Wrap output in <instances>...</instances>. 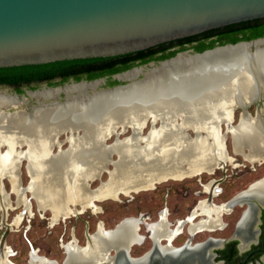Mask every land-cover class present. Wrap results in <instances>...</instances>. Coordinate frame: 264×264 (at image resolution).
Listing matches in <instances>:
<instances>
[{"label": "bare ground", "instance_id": "1", "mask_svg": "<svg viewBox=\"0 0 264 264\" xmlns=\"http://www.w3.org/2000/svg\"><path fill=\"white\" fill-rule=\"evenodd\" d=\"M258 45L253 55L248 44L217 49L199 57L179 55L158 69L149 70L141 83L112 95H89L87 91H97L100 81L39 90L33 95L47 100L64 91L68 100L65 104L40 103L33 113L22 109L14 113L2 111L3 107L20 106L23 100L11 94H0V147H7L0 151V178L10 179L18 194V203L23 200L30 209L24 188L20 186V163L21 159H26L31 176L29 189L41 207L52 210L51 223L55 225L88 208L100 212L96 201L120 200L121 195L154 189L164 181L214 173L221 164L233 162L225 149L226 136L217 127L220 124L227 126L237 153L244 154L251 162L263 161L264 125L261 120L244 112L236 126L229 123L234 119L233 109H242L258 93L257 83L261 81L258 71L249 70L244 63L250 56L264 74V48ZM140 73L142 68H135L121 78L134 80ZM152 118L161 120L162 124L158 128L150 126L146 134L147 120ZM79 129L80 134H76ZM129 129L132 130L130 136L116 137ZM64 131L75 133L61 141L58 135L66 133ZM113 136L116 137L114 141L108 143ZM65 142L69 144L66 149L52 151ZM17 144L27 145V148L14 149ZM112 154L117 159L111 160ZM108 164L114 165L111 179L91 188L87 181L100 177ZM0 185L2 188L3 184ZM253 186L249 192L264 199V180ZM2 189L9 205L7 192ZM215 189L210 191L215 193ZM234 202L235 199L214 209L201 202L189 221L197 212L207 214L208 218L198 223L192 221L190 231L216 225ZM77 204L81 205V210L72 207ZM165 216L163 214L160 221L150 225L153 234H172L166 227ZM21 220L20 214L15 223ZM141 223L140 218H126L114 231L100 223L98 231L88 233L86 245H80L77 238L65 244L69 252L66 263L108 261L109 244L132 243L140 237L137 238V232ZM6 250L9 256L12 251L9 247ZM0 264L14 263L0 256ZM31 264L53 263L33 253Z\"/></svg>", "mask_w": 264, "mask_h": 264}, {"label": "water", "instance_id": "2", "mask_svg": "<svg viewBox=\"0 0 264 264\" xmlns=\"http://www.w3.org/2000/svg\"><path fill=\"white\" fill-rule=\"evenodd\" d=\"M259 18H264V0H0V67L117 56ZM241 44H248L250 53L253 55L257 51V44L259 48H264V37L227 43L202 52H193L192 49L180 51L173 57L157 62L158 65L149 70L158 69L163 63L179 55L199 57L217 49H228ZM244 61L245 67L249 70L258 71L261 81L257 83L256 98L251 99L243 107L244 109L242 108V114L247 112L251 116L249 107L254 103H259L261 110L255 117L259 118L264 125V74L250 56ZM153 63L155 62H150L149 65ZM135 68L137 66L118 74H124ZM138 68H142V73H144L142 78L138 75L134 80L128 79L130 80L128 83L97 89L92 94L89 90L87 92L89 95L96 96L105 95L103 93L112 95L118 90H127L134 83L139 84L146 79V73L149 70L143 71V65ZM95 81L99 80H82L74 84ZM67 100L68 94L66 93V100L54 101V103L65 104ZM236 110L232 111L233 118ZM234 119H230L231 126H236L241 121L240 119L237 124H232ZM178 120L175 121L179 122ZM148 121L151 122V129L158 128L162 124L161 120L155 121L153 118ZM158 122L160 124L156 125ZM217 127L222 131L221 124ZM67 131L64 132L68 133ZM227 131L224 133L226 137ZM74 133L75 131H69L66 138ZM76 134H80V129L76 130ZM195 134L197 135L198 132ZM120 136L119 133L116 137ZM60 150H62L61 145L58 151ZM112 169L107 168L106 171L110 176L105 181L101 180L99 186L111 179ZM220 182V179L215 180L211 189L219 186ZM30 183L31 181L23 187L24 193L30 190ZM87 183L91 184L88 181ZM0 184H3V177L0 178ZM2 188H0L1 222L6 229L0 239V256L2 259L9 260L6 247H8L7 237L12 230V224L7 222L9 206L4 199ZM209 194L207 203L213 204L214 193L210 191ZM121 223L110 231L116 230ZM131 245L130 241L120 246L110 243L106 251L116 249V251H127L128 253ZM107 260L97 262V264H114L113 258L108 257ZM66 262L67 260L62 264H67ZM76 264L92 263L79 261Z\"/></svg>", "mask_w": 264, "mask_h": 264}, {"label": "rangeland", "instance_id": "3", "mask_svg": "<svg viewBox=\"0 0 264 264\" xmlns=\"http://www.w3.org/2000/svg\"><path fill=\"white\" fill-rule=\"evenodd\" d=\"M158 63H153L152 65H143V71H148L150 68L157 66ZM139 66H137L138 68ZM125 74V73H124ZM144 73L139 74V78H142ZM123 74H117L114 76L115 79H120L122 84L128 83L130 80L122 79ZM100 81L98 87L107 88L103 84L105 78L98 79ZM74 82H66L64 84H55L47 86V84H42L40 86H35L33 88H27L28 92L22 91L18 92L14 87L8 86H0V94L6 93L11 94L13 96L19 97V100H23V104L18 107L11 108H2L1 110L5 112H16L19 109H22L26 112L33 111V109L39 105V103H49L59 100H66V93L61 91L59 95L55 98L43 99L41 97H37L33 95V93L51 88H65L68 85H72ZM91 90V89H89ZM93 91H89L92 93ZM32 94V95H31ZM261 108L257 106V103H254L249 111L252 115H256ZM242 109L237 108L234 114V124H237L242 114ZM158 122L156 125H159ZM151 126V122H148V128L145 129L144 133L147 132L149 127ZM222 130H226V125H222ZM189 133L194 134L191 130ZM69 133H63L58 136V139L65 140L66 136ZM131 134V130L129 129L126 133L121 134V138ZM228 133L226 139V148L228 150V154L233 156L235 160L232 162H228V165H225L223 168L218 169L214 174L204 172L201 174L204 182H209L213 178L217 177H227L226 181L221 184L223 188V192L221 195L215 196V202L222 203L230 200L235 195H238L242 192L243 189L247 187L250 181H247V178L255 177L258 171L261 169L264 170V164L262 166H256L259 168L258 171H251L252 173L247 172L249 168L252 167V162H249L244 156L240 153H237L234 149V144L232 137ZM115 139V136L108 139V143H112ZM69 146L68 142H65L61 145L62 148L66 149ZM0 151H5L6 146L3 145L0 147ZM19 148L24 150L27 148V145L18 144L14 146V149ZM58 147L55 146L53 151L57 152ZM117 159V156L112 154L111 160ZM27 160L23 159L20 165V180L21 187H25L31 180V176L27 170ZM250 165V166H249ZM107 168H114V165L108 164ZM227 168V169H226ZM244 171H246L244 174ZM109 173L105 170L101 177L96 180L90 181L91 187L94 189L99 186L101 180H107L109 178ZM199 176V175H198ZM182 180H169L164 181L162 183L157 184V187L154 189L141 191L139 193H134L132 196L121 195L120 200L116 199H107L104 201H96L101 208V211L95 213L91 208L86 209L84 212L71 216L66 219L60 220L57 224L52 225L51 218L53 217V212L50 208H43L39 205L37 197L33 195L31 190L27 191L25 194V198H28V203H30V210L24 208L27 203L23 200L21 203H18V194L13 188V184L8 177H3V188L7 192V198L9 199V208H8V219L7 222L12 224V230L7 237V246L10 248L12 253L9 255V259L13 261L15 264H29L30 259V251L33 248L40 249V254H44L49 258L56 259L60 263L65 258V247L69 241L72 240L74 236L79 239L81 245L87 244V231L94 233L98 230L99 223L103 221L106 225L107 229H113L116 227L118 223H120L123 219L131 216L138 217L141 213L146 212L152 213V215L157 218L158 212L160 209H163L164 206L168 205L172 214L171 218L182 217L189 214L191 207L195 204V199L193 196V190L198 188V183L196 181V176L187 177ZM253 182V181H252ZM171 185L173 190L170 191L169 197L165 196V186ZM186 190L189 192L186 193ZM25 204V205H24ZM77 207L81 210V205H72V207ZM245 206L243 205H235L234 212L230 214H226L225 221L230 222V228L217 230L212 234L217 237H227L230 235L231 230H233L237 221L240 219ZM27 210V211H26ZM23 212L22 220L19 223H15L18 215ZM2 219V211L0 210V239L2 234L4 233L6 227L1 222ZM51 225V226H50ZM231 229V230H230ZM234 231V230H233ZM145 233V230L142 228V231ZM210 233H202L200 234L202 238L207 237ZM74 237V238H76ZM73 238V239H74ZM150 242H145L141 246H134L133 251H146Z\"/></svg>", "mask_w": 264, "mask_h": 264}, {"label": "flooded vegetation", "instance_id": "4", "mask_svg": "<svg viewBox=\"0 0 264 264\" xmlns=\"http://www.w3.org/2000/svg\"><path fill=\"white\" fill-rule=\"evenodd\" d=\"M259 38H262V37H259ZM255 39H258V38H255ZM251 40H254V39H251ZM246 41H249V40H246ZM199 42L200 41L186 43L185 45L187 48L185 50L192 49L193 52H197L194 47H195V44H198ZM217 46H219V44ZM181 47L182 45L180 44H174L172 46H169L165 52L169 53ZM185 50H181V51H185ZM153 61L157 63L161 60L159 61L152 60L150 62H153ZM141 65H146V64H141ZM141 65H138V66H141ZM116 74H113L112 76L105 75V76L95 78L92 80H89L86 77L82 78L81 80H76L73 76H71L66 82L75 83V82H80L82 80L94 81L96 79L105 78V81L103 82V84H105L104 86L108 88V87H113V86L122 84V83L111 84V81L116 80L114 78ZM59 80H61V78L59 77L55 79V81H59ZM117 80L120 81V79H117ZM66 82H62V84ZM42 84H47V86H50L48 82H42L40 84H34V85L40 86ZM8 87H12V86H8ZM27 88H29V86H23L21 89H23L24 92H28ZM98 89H101V88L98 87ZM257 106L261 108L259 103H257ZM256 115L251 114L252 117H255ZM227 129H228L227 126H226L225 131L221 129L222 134H224L227 131ZM228 133L229 132L227 131V135ZM225 145H226V142H225ZM227 155L231 156L230 154H228V150H227ZM242 155L244 156L245 159H247L244 154ZM231 157L233 158V156ZM233 160L235 159L233 158ZM248 161L251 162L250 160ZM256 164L257 166H262L264 164V160L252 162L251 164L252 167L246 171L249 173H252L251 171H256V170L258 171L259 168L256 166ZM225 165H228V161L226 162ZM225 165L221 164L218 168L215 169V172L220 168L224 170L223 167ZM246 171H244V174H246L245 173ZM219 179L221 180V182L219 183V186H217L215 189L214 198H213L214 203L208 204L207 198L210 195L209 192H210L211 186L215 180H219ZM226 179L227 177L225 178L217 177V178L211 179L209 182L206 183L203 181V177H201V175L196 176L198 188L194 189L192 192L194 199L196 201L193 207H191L189 214L182 216V217L171 218L172 212L168 205L164 206L163 209L159 210L157 218H155L150 212L149 213L146 212L147 213L146 216H145V213H141L137 217V218H140V220L142 221V223L140 224L139 232H137V238L138 236L140 237L132 241L130 251L127 253V251H116V249H111L110 251L106 252V257L113 258L114 264H264V199H262L261 196H258L256 194L249 192L254 187L253 186L254 184H257L258 182H261L262 180H264V170L261 169L260 172L258 171L256 176L252 177L253 180H251L250 177L247 178L246 180L250 181V183L238 195H235L233 198H231L230 200L226 202L217 203L215 202V196L222 194L223 188L221 187V184L224 183ZM208 184H210L209 186L210 189L206 187ZM172 190H173V187L171 185H166L165 186V193H166L165 196L169 197V195L171 194L170 191ZM187 192L189 191L186 190V193ZM233 199H235L234 204H232L229 210L223 212L220 222H218L216 225L210 226V227L202 226L201 229L193 233L190 231V225L192 221L195 223H198L201 219L208 218L207 214H202V212H197V216H195L193 220L189 221L190 217L192 216V213L194 212V210L198 208L201 202L204 201V204L206 206L214 209V207L226 204ZM235 205H243L245 206V208L243 210V213L240 219L237 221L236 227L233 229L234 231L230 229L232 233H230V235L227 237H217L213 235L212 233L217 230H223V229H227L231 227L230 222L225 221V216L226 214L231 215L234 212ZM24 208H27V207L25 206ZM27 209L30 210L29 208ZM163 214L166 215L165 216L166 227L172 233L170 236H162V235L160 236L157 234H153L152 230L150 229V225L160 221L162 219ZM21 215L23 217L22 212H21ZM131 217H135V216H131ZM127 218H130V217H127ZM100 223H103V226L106 227L103 221H101ZM180 226L182 227L178 229ZM142 228L145 230V233L141 232ZM204 232L210 233V234H208L207 237L202 238L200 234ZM88 233L91 234V232L87 231L86 233L87 241H88ZM77 240H78V243L80 244L78 238ZM147 241L150 242L151 244L146 251H133L134 246H141ZM64 247H65L66 255H65L64 260L61 263L56 259H52L44 254H40L41 252L40 249L33 248L32 251H30L29 264H31V258H32L33 253L37 257H41V258L43 257L45 261L48 263L52 261L58 264H62L66 260L67 261L69 260L68 249L66 248L65 245ZM160 247L163 250L160 251ZM93 264H97V262H94Z\"/></svg>", "mask_w": 264, "mask_h": 264}, {"label": "trees", "instance_id": "5", "mask_svg": "<svg viewBox=\"0 0 264 264\" xmlns=\"http://www.w3.org/2000/svg\"><path fill=\"white\" fill-rule=\"evenodd\" d=\"M264 36V18L244 21L212 29L197 35L165 42L155 47L117 56L68 59L43 64H31L12 67H0V85L12 86L18 92L24 91L23 86L35 87L34 84L48 82L49 85L61 84L73 76L76 80L86 77L89 80L105 75L126 71L134 66L147 64L152 60L159 61L175 56L185 50L186 43L198 42L195 50L202 52L218 44L237 43L242 40H251ZM182 45L181 48L169 53L165 52L169 46ZM162 52V53H160ZM61 78L55 81L56 78ZM114 80L111 84H119ZM37 86V85H36Z\"/></svg>", "mask_w": 264, "mask_h": 264}]
</instances>
